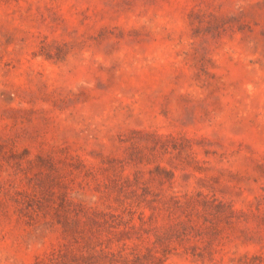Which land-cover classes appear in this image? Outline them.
Instances as JSON below:
<instances>
[{
    "label": "rangeland",
    "instance_id": "rangeland-1",
    "mask_svg": "<svg viewBox=\"0 0 264 264\" xmlns=\"http://www.w3.org/2000/svg\"><path fill=\"white\" fill-rule=\"evenodd\" d=\"M0 264H264V0H0Z\"/></svg>",
    "mask_w": 264,
    "mask_h": 264
}]
</instances>
